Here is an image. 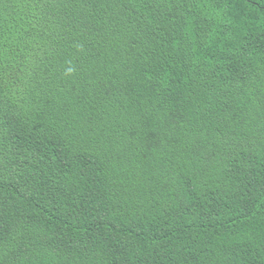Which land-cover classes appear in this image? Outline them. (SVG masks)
Here are the masks:
<instances>
[{
    "label": "trees",
    "instance_id": "trees-1",
    "mask_svg": "<svg viewBox=\"0 0 264 264\" xmlns=\"http://www.w3.org/2000/svg\"><path fill=\"white\" fill-rule=\"evenodd\" d=\"M0 264H264V0H0Z\"/></svg>",
    "mask_w": 264,
    "mask_h": 264
}]
</instances>
